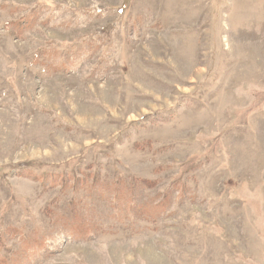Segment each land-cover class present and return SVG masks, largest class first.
<instances>
[{
	"label": "rangeland",
	"instance_id": "374dc122",
	"mask_svg": "<svg viewBox=\"0 0 264 264\" xmlns=\"http://www.w3.org/2000/svg\"><path fill=\"white\" fill-rule=\"evenodd\" d=\"M0 264H264V0H0Z\"/></svg>",
	"mask_w": 264,
	"mask_h": 264
}]
</instances>
